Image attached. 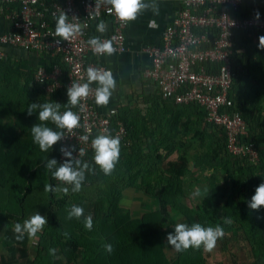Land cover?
Here are the masks:
<instances>
[{"label": "rangeland", "instance_id": "1", "mask_svg": "<svg viewBox=\"0 0 264 264\" xmlns=\"http://www.w3.org/2000/svg\"><path fill=\"white\" fill-rule=\"evenodd\" d=\"M261 35L264 31L247 34L236 48L246 66L244 81L237 84L238 99L251 121V136L260 148L256 146L258 158L243 157L238 164L222 132L204 124L195 108L175 113L170 109L161 115L137 108L129 120L132 129L158 132L160 141L142 148L137 165L122 181L117 180L119 174H112L116 181L107 178L94 185L82 184L76 193L66 185L68 195L56 193L65 199L53 209L71 234L69 245L54 224H46L35 237L25 234L22 241L15 239L17 222L22 224L36 212L46 216L48 169L44 164L54 158L57 144L43 152L34 143L31 127L41 122L38 113L27 114V107L44 101L30 83V68L0 64V264H264V206L259 210L248 207L255 188L264 180V49L257 46ZM18 68L23 73L16 72ZM57 101V97L46 99ZM43 123L59 130L51 121ZM177 164L189 171L169 181ZM139 167L148 169L138 171ZM28 177L32 189L25 196L24 215L11 219L5 211L19 212L17 193L25 190ZM196 188L201 189L199 197L193 196ZM212 191L220 203L222 225L201 211L203 199ZM73 204L83 207L84 216H92L90 231L84 227V217L67 218ZM176 223L220 225L224 235L210 252L203 246L178 252L167 243V234ZM106 243L113 245L111 253L105 251ZM53 248L54 255L49 253Z\"/></svg>", "mask_w": 264, "mask_h": 264}, {"label": "built area", "instance_id": "2", "mask_svg": "<svg viewBox=\"0 0 264 264\" xmlns=\"http://www.w3.org/2000/svg\"><path fill=\"white\" fill-rule=\"evenodd\" d=\"M255 3L264 5V0H183L163 31L161 44L145 46L149 65L142 70L163 99L200 106L206 122L224 129L228 151L250 160L258 158V150L252 141L243 139L248 136L249 124L234 107L230 91L235 33L264 30V12L259 11L260 18L256 20ZM62 12L81 29L70 41L55 35V21ZM0 16L9 23L0 34V61L14 59L11 49L59 59L50 70L38 64L33 73V80L48 95L63 87L62 75L66 76L67 89L72 81L87 82L89 67L112 73L110 66L98 60L105 54L94 53L88 43L93 37L94 21L110 18V32L97 37L111 40L115 52L127 49L128 22L119 20L103 0H0ZM96 87L91 84L89 96L71 108L80 117V127L71 133L61 129L65 136L58 142L59 163L66 159L61 146H74L73 156L82 159L92 150V139L100 133L125 139L127 146L131 144L124 121L117 118L118 109L103 112L96 105ZM79 149L84 150L82 157Z\"/></svg>", "mask_w": 264, "mask_h": 264}, {"label": "clouds", "instance_id": "3", "mask_svg": "<svg viewBox=\"0 0 264 264\" xmlns=\"http://www.w3.org/2000/svg\"><path fill=\"white\" fill-rule=\"evenodd\" d=\"M107 5L111 6L112 12L122 22H130L137 19L138 15L145 10L151 8L154 13H158V7L154 0L151 3L145 0H103ZM254 18L259 20L260 13L256 11ZM151 26V24H150ZM107 30V25L104 21H99L97 31L104 33ZM81 29L78 25L69 22L68 15L62 12L55 21V35L62 37L63 41H70L75 35L79 34ZM258 48L264 49V35L258 37ZM94 53L112 55L115 52L111 40L102 41L100 37L93 36L88 41ZM97 85L94 93V99L97 106H107L116 88V80L110 71H101L97 68L89 67L87 69V82L72 81L67 87V103L72 107H76L82 99H86L90 94V85ZM60 103L33 102L27 107V114L31 116L34 112L38 113V120L41 123H36L31 127V134L39 149L43 152H48L53 145L57 144L65 135L63 131H55L48 127L47 121H51L58 129H66L69 133L73 129L80 127V117L69 108L61 112ZM38 110V112L36 111ZM87 139V137H84ZM92 149L94 150L93 160L96 165L103 171L105 175H110L120 157V138L113 137L110 134L100 133L91 141ZM74 146H61L60 152L66 159L62 163H58L55 158L47 159L44 166L51 171L53 179L71 186V192L76 193L81 191L82 184L85 180L86 171H92L88 162L81 159H76L73 156ZM79 155H84V150L79 149ZM44 191L51 193L62 192L68 195L69 187L53 186L46 183ZM205 192L207 189L204 190ZM200 188H196L193 196H201ZM264 206V180L255 188L254 194L248 202V207L253 210H259ZM84 217V227L91 230L93 227V219L91 215L84 216L83 207L73 204L67 209V218L80 219ZM225 223L230 224V219H225ZM48 223L46 216L39 212L25 219L23 223L17 222L14 225L13 231L16 234L15 239L22 241L27 234L29 237H35L36 234L43 230ZM67 235V233H65ZM224 229L220 225L215 227H204L200 223H193L189 226L186 223H176L174 231L167 234V243L173 246L178 252L191 248L199 249L203 246L205 251H212L216 246L218 238L223 237ZM105 251L111 253L113 245L106 243L103 245ZM55 249H49L50 254H55Z\"/></svg>", "mask_w": 264, "mask_h": 264}, {"label": "trees", "instance_id": "4", "mask_svg": "<svg viewBox=\"0 0 264 264\" xmlns=\"http://www.w3.org/2000/svg\"><path fill=\"white\" fill-rule=\"evenodd\" d=\"M255 6L257 7L258 11H263L264 12V5L263 4H259V3H255ZM264 31V30H261ZM259 32V31H257ZM251 33H255L254 31H250V30H242V31H237L235 33L234 36V45H233V55H232V67H233V71H234V81L232 84V88L230 91V96L234 101V107L236 109H238L242 116L244 117V119L248 122L249 124V132H248V136L244 137L243 139H247L250 140L254 143L255 147H258V144L255 142V139L253 140L252 136H251V121L250 119H248V114L246 113V110H244L245 106L243 104V102H241V100L238 99V93H237V88H238V83L243 80L244 81V71H245V64L243 63V61H240V54H237V45L238 42L240 41V38L242 39L244 36H246L247 34H251ZM59 59L57 57L52 58V64L58 62ZM0 64H6L7 67H12L13 65L17 64L15 62H13L12 60H1ZM20 65V67L25 68V66H23V64H17ZM213 68V67H212ZM13 69V67H12ZM21 68H18L16 70V72L23 73L21 70H19ZM35 67H31L29 72H28V77L30 80L31 85L33 86L34 89H36L40 94L41 97L43 99L44 102H46V99L49 98L51 100H54V98H58V103H60V109L59 110H67L69 108H73L70 104L67 103V89L65 87V81H66V76L62 75L60 80L61 83L63 85V87L61 89H58L57 91H55L53 94L48 95L45 90L43 89L42 85L40 83H37L33 80V73H34ZM161 104H163V106H165V113L167 114V111H169L170 109H172L171 113H175L176 111H179L180 109H184V108H188V109H197L199 111V116L201 118H203L204 124L206 125H211L214 126L215 128H217L218 130H220L223 134V140L225 142V146H226V134L225 131L222 127H219L217 125L208 123L205 121V111L198 106L197 104H177L175 102H173L172 100H165L163 99L160 95H158V99H157ZM159 102H156L158 104H160ZM154 114V112H152ZM160 115V114H159ZM187 115V114H185ZM154 116V115H153ZM117 118L121 119L122 121H124L126 128L128 130V137L131 139V144L129 146L125 145L124 140H120V157H119V161L115 166V171H113L109 176H106L103 171L99 168L98 165H96L94 163L93 160V156H94V150H90L86 156L84 158H82L81 160L88 162L90 165V168L92 169V171H86L85 173V180L83 182V184H88V185H94L97 184L99 182H101L102 180H105L107 178H111L112 180L116 181V177L117 180H121L123 178H125L127 175H125V173H128L129 170L132 171L133 167L135 165H137L138 162H136V159L139 158V155L142 154V148L146 145L149 146L150 142H159L160 137H159V133L157 136V133L154 134L153 132L151 133H147L144 131H135L132 129V126L129 122V120L131 119V117L129 118V116H127V114H123L121 112L118 111V115ZM0 126H1V121H0ZM58 131H61V129H59ZM154 144V143H153ZM256 147V148H257ZM57 148H58V142L55 148V152L54 153V158L57 160ZM258 149L260 150V148L258 147ZM53 153L51 155H53ZM50 155V154H49ZM48 155V156H49ZM50 157V156H49ZM122 157V161L121 158ZM135 157V162L132 164V158ZM157 157H160V154H157ZM184 158L182 157V160ZM235 160L238 162L240 160H245L242 157H237L235 156ZM58 161V160H57ZM183 162V161H182ZM59 163V162H58ZM117 165H119L120 168H116ZM123 167V170H121V166ZM134 165V166H133ZM144 168L139 167L138 171L143 170ZM148 168H145L144 170H147ZM136 171V172H138ZM188 168L183 166L182 164H177L173 167L172 170V175L169 181H171L172 177H174L175 175H182L186 172H188ZM34 172V171H33ZM33 172L31 174H33ZM47 174V179H48V183L52 184L54 187L55 186H66V184H63L62 182L53 179L52 175H51V171L47 170L46 172ZM112 174H119L116 175V177L114 176V178L112 177ZM26 188L25 190H21L17 193V205H18V210L19 212H12V211H5V215L8 216L11 219H20L22 218V216L24 215V200H25V196L27 195V193L32 189V183L29 182V177L26 180ZM164 189H160L159 190V196H161L164 192ZM47 195V204H46V210H45V215L47 218L48 223L47 224H54L61 236L67 241V245H69L70 243H72V237L71 234L66 232L63 227L61 222L59 221L56 212L54 211V206L55 205H60L62 203H64L65 199L64 198H57L56 193H51V192H46ZM220 203L217 200V196L216 194L212 191L210 192L207 196H205V198L203 199L202 204L200 205L201 207V211L203 212V214L209 219L211 220V222L214 223H218L220 225L223 224L222 220H221V214H220ZM65 233H67V235H65ZM262 257L264 258V254L262 255Z\"/></svg>", "mask_w": 264, "mask_h": 264}, {"label": "crops", "instance_id": "5", "mask_svg": "<svg viewBox=\"0 0 264 264\" xmlns=\"http://www.w3.org/2000/svg\"><path fill=\"white\" fill-rule=\"evenodd\" d=\"M183 0H154L158 7V13L149 8L143 11L137 19L128 22L125 30L127 49L124 52H114L112 55L105 54L98 58L102 63L112 69V75L116 80V88L110 97L107 106H98L101 111H107L116 107L119 112L132 117L137 108L149 109L151 112L159 111V114H166L165 106L158 99V93L151 81L144 77L142 70L149 65V56L144 48L147 45L161 44L162 33L165 27L173 20ZM151 3L153 0H145ZM96 20L92 25L93 36L100 35L97 31ZM107 25L109 33L111 20H102ZM151 24V26H150ZM9 23L0 16V34L8 29ZM15 54L13 62L23 64L25 67L33 68L43 64L48 70L52 67V58L42 53H25L11 49ZM159 102L160 104L156 103ZM164 116V115H163Z\"/></svg>", "mask_w": 264, "mask_h": 264}]
</instances>
